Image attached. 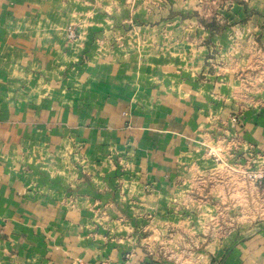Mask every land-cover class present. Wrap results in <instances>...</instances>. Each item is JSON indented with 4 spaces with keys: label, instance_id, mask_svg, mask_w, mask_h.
Segmentation results:
<instances>
[{
    "label": "crops",
    "instance_id": "crops-1",
    "mask_svg": "<svg viewBox=\"0 0 264 264\" xmlns=\"http://www.w3.org/2000/svg\"><path fill=\"white\" fill-rule=\"evenodd\" d=\"M216 1L0 0V264H148L184 224L167 198L202 167L197 133L224 109L198 83L217 41L200 18ZM240 3L222 11L223 34L263 51L264 0ZM241 117L244 147L264 153V109ZM63 170L79 178L73 205ZM256 238L221 264H264Z\"/></svg>",
    "mask_w": 264,
    "mask_h": 264
},
{
    "label": "rangeland",
    "instance_id": "rangeland-1",
    "mask_svg": "<svg viewBox=\"0 0 264 264\" xmlns=\"http://www.w3.org/2000/svg\"><path fill=\"white\" fill-rule=\"evenodd\" d=\"M235 3L240 0H218L205 10L204 18H200L201 24L210 28L213 36L217 35V41H205L209 52L206 69L199 75L198 83H206L207 90L211 89L218 110L224 108L221 115L224 119L218 117L210 125L199 128L198 151L202 167L193 173H185L176 183L178 191L170 194L166 201L177 205V209L180 207L177 211L184 224L170 226L164 231L165 244L160 243L158 250L147 251L149 258H153L148 264H212L210 253L218 247L222 257L216 261L221 264L236 242L246 243L255 237V248L261 252L258 260L263 254L264 178L255 175L264 162L261 158L264 153L247 150L246 142L236 128L243 120V114L264 109V50L259 47L255 50V43L261 44L260 37L223 34L233 23L222 11H228ZM72 9L76 10L74 5ZM77 31L75 24L69 25L68 40L76 39ZM241 149L245 151L240 152ZM25 159L29 164L22 165V172L32 176L36 165L29 162L30 155ZM48 166L50 164H44V170H35L41 175L40 183L46 180ZM76 170L80 169L76 167ZM76 170H63L59 174L57 182L63 181L66 172L69 173L66 182L71 181L70 195H65L61 203L73 205L75 202L73 192L79 181ZM64 190L67 189L64 188L63 193ZM254 249L247 248V251L254 252ZM102 264L141 263L126 257L123 261H104Z\"/></svg>",
    "mask_w": 264,
    "mask_h": 264
},
{
    "label": "built area",
    "instance_id": "built-area-1",
    "mask_svg": "<svg viewBox=\"0 0 264 264\" xmlns=\"http://www.w3.org/2000/svg\"><path fill=\"white\" fill-rule=\"evenodd\" d=\"M261 158L264 160V154H261ZM259 175V177L264 178V162L261 166V168L259 169V171L257 172V174L255 175V177Z\"/></svg>",
    "mask_w": 264,
    "mask_h": 264
}]
</instances>
